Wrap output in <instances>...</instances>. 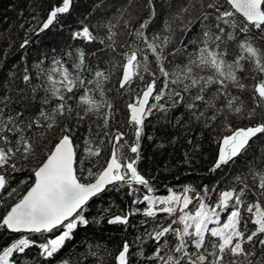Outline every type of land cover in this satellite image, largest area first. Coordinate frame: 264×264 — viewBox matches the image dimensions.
Returning a JSON list of instances; mask_svg holds the SVG:
<instances>
[{
  "label": "snow or ice",
  "instance_id": "6c2138e0",
  "mask_svg": "<svg viewBox=\"0 0 264 264\" xmlns=\"http://www.w3.org/2000/svg\"><path fill=\"white\" fill-rule=\"evenodd\" d=\"M73 2L59 0L53 4L42 22L34 17L37 24L30 31L39 36L59 25L60 18L70 13ZM147 5L148 17L130 33L134 39L127 44L122 53L124 62L119 65L121 76L116 91L131 100L126 103L124 119L117 118L118 110L107 98L111 89H106L105 84L110 74L93 68L87 62L85 48L71 43L58 54H45L34 62V71L25 67L23 82L29 86L30 96L16 99L8 94L10 90L0 94V191L7 188L9 169L19 170L18 160L28 161L37 156L38 150L43 153L32 170L34 182L0 218V229L28 234L58 232L39 245L40 255L45 258L58 254L79 224L89 223L84 209L107 185H127L133 196L139 191L132 188L133 184L143 186L147 193L155 191L136 167L145 121L154 110L167 114L184 109L191 118H204L207 127L223 117L230 134L218 141L212 172L234 162L251 147L250 141L264 136V119L234 129L229 123L230 115L243 111L239 93H247L246 99L254 105L247 119H253L257 108L264 117V0H201V7L206 9L201 20L207 23L196 38L187 43L181 40L182 47L167 54L165 49L172 36L146 32L156 15L153 0H147ZM79 24L81 27L71 32L70 41L105 43L83 20ZM189 30L187 25L182 29L185 34ZM165 31L171 32L167 21ZM28 44L25 39L20 47ZM149 53L154 57L151 62ZM90 54L95 55L96 51ZM153 62L159 75L152 70ZM145 73L152 78L146 80ZM85 122L87 131L78 138L77 132ZM125 123L127 131L114 128ZM106 149L110 155L104 165L97 167L100 162L94 158ZM129 151L135 156H130ZM84 172L94 179L82 182ZM249 173L251 184L247 176L237 175L235 184L227 190L205 186L197 192L184 187L180 192L169 189L166 196L144 194L142 199H135L133 203H145L143 215L152 219L141 223H151V229L145 228L137 237L136 253L130 252L125 240L114 264H130L131 255L141 256L151 264H240L239 257H244L247 264H264V168L249 166ZM214 192L215 200L211 196ZM140 211L136 209L137 213ZM158 213L165 214L171 222L165 224L157 219ZM221 213L225 215L222 217ZM133 214L115 215L107 223L128 225ZM102 219L103 211L96 222ZM147 240L153 244L150 256L143 251ZM31 243L34 241L19 238L3 247L0 264H12L9 258L14 251L24 252ZM89 254L97 256L94 251Z\"/></svg>",
  "mask_w": 264,
  "mask_h": 264
},
{
  "label": "trees",
  "instance_id": "16d2710c",
  "mask_svg": "<svg viewBox=\"0 0 264 264\" xmlns=\"http://www.w3.org/2000/svg\"><path fill=\"white\" fill-rule=\"evenodd\" d=\"M58 2L59 0H0V94L10 90L8 94L16 99L26 94L30 96L29 86L23 82L25 67L29 71H34L32 69L34 62L39 61L45 54L48 56L58 54L66 44L71 43L85 48L88 53L87 62L93 68L105 71L106 75L110 74L111 78L105 84L106 89H111L107 92V98L111 100L113 108L118 110L117 118L124 119L127 114L126 103L131 100L127 94L120 95L116 91L121 76L119 65L124 62L122 53L127 50V44L134 39L130 33L135 32L148 17L150 9L147 0H74L70 13L60 18L59 25L50 27L39 36L30 31L32 26L37 24V19L34 17L42 22L46 19L50 7ZM153 5L156 15L146 32L155 31L165 36H172V42L165 49V54L174 48L182 47L181 40L187 43L188 40L196 38L203 24L207 23L201 20V14L206 11L201 7V0H153ZM182 8H187L188 11L183 12ZM177 16L179 18L174 19ZM81 20L90 27L94 35L103 38L105 43L100 44L97 41L84 44L81 41H70L71 32L81 27L79 24ZM166 21L171 26V32L165 31ZM99 25L105 26L99 27ZM185 25L190 29L186 34L182 31ZM109 26H111L110 30ZM112 33L114 35L109 40L108 36ZM25 39L29 40V44L21 48L20 45ZM53 49L56 50L55 53ZM191 49L192 45H189V50ZM93 51H96L95 55L90 54ZM149 58L150 62L154 60L150 53ZM182 58L178 57V59ZM151 67L159 75L154 62L151 63ZM165 67H168L167 63ZM151 78L145 73L146 80ZM33 83L36 81L34 80ZM21 89L24 91L20 92ZM239 95L244 102L243 111L239 115L229 116V123L233 129L261 122L264 117L259 108L252 120L247 119L248 112L254 105L246 99L247 93H239ZM86 125L87 122L77 132L78 138L86 133ZM115 127L122 132L127 131L126 123L123 126L114 125ZM228 134L230 133L223 124V117L212 123L211 127H207L204 118L199 121L191 118L184 109L170 110L167 114L154 110L145 121L140 140V159L136 163L138 172L154 187L153 193H147L143 186L135 184L132 188H139L135 196L129 194L131 189L127 185L116 183L108 187L104 192L93 197L85 207L83 214L89 223L79 224L62 250L52 258L41 256L39 245L46 242V239L58 235V232L25 234L0 229V250L20 236L27 235L34 243H31L24 252L14 251L13 256L10 257L12 264H64V262L114 264V257L125 240L130 244V252L136 253L139 251L137 237L144 233L145 228L151 229V223L141 222L151 221L152 218L143 215L145 203H133L135 199H142L144 194L165 196L169 193V189L180 192L183 187H192L197 192H202L205 186L209 189L215 187L217 191L227 190L235 184L234 177L237 175L247 176V182L252 183L249 166L257 170L264 168V163H261L264 161V136L258 135V138L250 141L251 147L247 152L236 157L234 162H229L215 172L210 171L217 158L218 141ZM128 154L135 156L130 151ZM109 155L107 149L102 150L100 156L94 158L100 162L97 167L104 165ZM42 156L43 153L38 150L36 157L28 161L22 159L17 161L18 171L13 172L9 169L7 188L0 191V218L32 185L34 182L32 170L38 166ZM92 179L94 177H88L87 172L81 174L82 182ZM13 189L16 191L9 196L8 193ZM211 196L215 200L216 193H211ZM137 208L141 209L139 213L136 212ZM102 211L103 219L97 223L96 220L99 219ZM130 212L134 214L129 217L128 225L107 223L110 217ZM224 215L221 213L222 217ZM157 219L164 220L165 224L171 222L165 219V214L162 213H158ZM246 247L250 249L251 246L246 245ZM152 248L151 240H147L143 245L146 255L152 254ZM93 251L97 256L93 257L89 254ZM130 264H151V262L141 256L131 255Z\"/></svg>",
  "mask_w": 264,
  "mask_h": 264
},
{
  "label": "rangeland",
  "instance_id": "374dc122",
  "mask_svg": "<svg viewBox=\"0 0 264 264\" xmlns=\"http://www.w3.org/2000/svg\"><path fill=\"white\" fill-rule=\"evenodd\" d=\"M183 188H184V187H183ZM168 194H169V193H168ZM168 194H167V195H168ZM149 195L161 196V195H157V194H149ZM162 196H163V195H162ZM165 196H166V195H165ZM189 208L191 209V208H192V205H190ZM173 218H174V217H173ZM19 238H28V239H30L29 236H27V235H22V236H20ZM19 238H18V239H19ZM30 240H31V239H30ZM15 242H16V240H15L13 243H15ZM11 244H12V243H11ZM11 244H10V245H11ZM10 245H9V246H10ZM247 248H248V247H247ZM9 259H10V258H9ZM238 259H239V261H240V264H247V261L245 260L244 257H239Z\"/></svg>",
  "mask_w": 264,
  "mask_h": 264
},
{
  "label": "water",
  "instance_id": "95a60500",
  "mask_svg": "<svg viewBox=\"0 0 264 264\" xmlns=\"http://www.w3.org/2000/svg\"><path fill=\"white\" fill-rule=\"evenodd\" d=\"M116 183H119V182H115L114 184H116ZM114 184L107 185V186H106V189H107L108 187L114 185ZM106 189H105V190H106ZM105 190H104V191H105ZM26 191H27V190H26ZM26 191H25L24 194H26ZM104 191H103V192H104ZM101 193H102V192H101ZM24 194H23V195H24ZM23 195H22V196H23ZM22 196H21V197H22ZM21 197H20V198H21ZM20 198H19V199H20ZM19 199H18V200H19ZM18 200H17L16 202H18ZM16 202H14V203H16ZM14 203H13V204H14ZM13 204H12V205H13ZM10 232H11V231H10ZM25 234H28V233H25Z\"/></svg>",
  "mask_w": 264,
  "mask_h": 264
}]
</instances>
